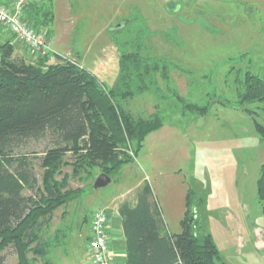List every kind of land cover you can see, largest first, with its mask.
Wrapping results in <instances>:
<instances>
[{"label": "rangeland", "instance_id": "obj_1", "mask_svg": "<svg viewBox=\"0 0 264 264\" xmlns=\"http://www.w3.org/2000/svg\"><path fill=\"white\" fill-rule=\"evenodd\" d=\"M52 1L50 28L58 38L52 40V31L48 37L41 34L52 62L60 60L54 57L55 46L70 51L71 60L85 68L104 56V39L107 56L115 46L119 58L115 41L129 52L136 46H126V41L142 32L141 54L164 60L168 81L158 77V95L146 91L125 103L135 115L159 112L163 117L162 127L145 137L138 154L128 152L133 161L98 188V169L68 177V187L78 194L53 212L43 231L51 243L50 264H86L92 212L115 209L144 185L150 186L169 231L180 232L183 194L192 188L204 199V231L219 249V263L264 264V201L256 193L264 137L254 127L255 122L264 126V99L241 103L237 93L246 71L264 78V0H66L64 35L57 9L65 8ZM4 42L12 44L14 58L30 55L22 59L33 62L37 57L2 32L0 44ZM40 145L32 144L30 150L40 154ZM34 166L39 173L36 159ZM63 173L70 175L71 166L62 167L57 178ZM1 259L15 264L14 248L5 249Z\"/></svg>", "mask_w": 264, "mask_h": 264}, {"label": "trees", "instance_id": "obj_2", "mask_svg": "<svg viewBox=\"0 0 264 264\" xmlns=\"http://www.w3.org/2000/svg\"><path fill=\"white\" fill-rule=\"evenodd\" d=\"M52 10V0H33L26 6L24 20L48 37ZM141 33L133 42L126 41V46H136L129 52L115 41L120 51L118 73L110 85L77 59L58 57L52 62L43 54L31 62L14 58L10 42L0 44V264L8 247L15 250V264H50L51 243L43 231L53 212L78 194L68 187V177L92 169L114 177L133 161L128 152L136 156L145 137L162 127L159 112L143 117L125 106L136 94L158 95V77L168 81L167 63L141 54ZM241 82L237 91L241 103L264 99V78L246 71ZM184 106L199 108L191 103ZM254 127L264 137V126L255 122ZM32 144H41L40 154L30 150ZM67 153L72 160L65 158ZM67 165L71 174L58 179ZM256 193L263 202L264 161ZM152 197L150 186L144 185L134 204L119 205L125 264H224L219 263L221 255L212 235L204 231L201 195L187 189L178 233L169 231Z\"/></svg>", "mask_w": 264, "mask_h": 264}, {"label": "built area", "instance_id": "obj_3", "mask_svg": "<svg viewBox=\"0 0 264 264\" xmlns=\"http://www.w3.org/2000/svg\"><path fill=\"white\" fill-rule=\"evenodd\" d=\"M33 0H0V30L36 56L49 51L46 39L24 20L26 6ZM109 214L104 208L92 212L90 238L86 244L87 264H113L108 239Z\"/></svg>", "mask_w": 264, "mask_h": 264}, {"label": "crops", "instance_id": "obj_4", "mask_svg": "<svg viewBox=\"0 0 264 264\" xmlns=\"http://www.w3.org/2000/svg\"><path fill=\"white\" fill-rule=\"evenodd\" d=\"M58 2H62L63 3L62 6L63 8H65V10L57 9L59 14L62 15L61 18H63L64 24H62V26L60 27V30L63 32V35H64L68 33V26L66 24L68 23V14H67L68 5H67L66 0H58L57 3ZM104 26L107 27V24H105ZM102 32L104 34V37L106 38L108 33L106 34L105 29ZM0 33H2L1 30H0ZM52 33H53L52 40L55 41V38L56 37L58 38V35L55 37L56 32H54V30H52ZM106 40L107 39H104V42H105L104 44L106 45L103 48H100V53L104 54V56L102 58L95 57L85 66V68L88 69L93 74H95L103 82H107V85H110L114 81L118 73V51H117V48L113 46L110 42V45H112L113 47L111 48L110 55L107 56ZM53 49H54L53 52L55 54L54 55L55 59L58 57L70 58V56H72L70 51L61 50V49L56 48L55 46H53ZM20 57L25 59L26 57L29 58L30 55L29 56L25 55L23 57L22 56ZM187 189H185V192L182 198L184 209L182 211L181 216H183V213L185 211V195H186ZM125 201L129 202L130 204H134L136 202V196L128 200H124L122 202H125ZM122 202H120L116 206L115 209H113L112 207H103L104 209L108 211V214H109V223H108L107 229H108V239H109V244H110V256H111V261L113 262V264H125V260H126V242H125V237L123 234L122 219L118 213L119 205ZM86 264H87V261H86Z\"/></svg>", "mask_w": 264, "mask_h": 264}, {"label": "water", "instance_id": "obj_5", "mask_svg": "<svg viewBox=\"0 0 264 264\" xmlns=\"http://www.w3.org/2000/svg\"><path fill=\"white\" fill-rule=\"evenodd\" d=\"M110 177L109 176H107V175H105V174H103V173H100L99 174V176H98V178L96 179V181H95V184H94V187L95 188H98V187H100V186H104V185H106L108 182H110Z\"/></svg>", "mask_w": 264, "mask_h": 264}]
</instances>
